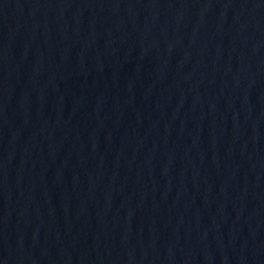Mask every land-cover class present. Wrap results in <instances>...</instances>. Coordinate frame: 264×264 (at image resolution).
<instances>
[{
  "label": "water",
  "instance_id": "water-1",
  "mask_svg": "<svg viewBox=\"0 0 264 264\" xmlns=\"http://www.w3.org/2000/svg\"><path fill=\"white\" fill-rule=\"evenodd\" d=\"M0 264H264V0H0Z\"/></svg>",
  "mask_w": 264,
  "mask_h": 264
}]
</instances>
